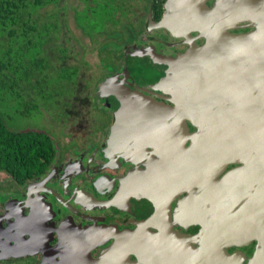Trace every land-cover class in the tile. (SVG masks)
<instances>
[{
    "label": "flooded vegetation",
    "instance_id": "af4514ba",
    "mask_svg": "<svg viewBox=\"0 0 264 264\" xmlns=\"http://www.w3.org/2000/svg\"><path fill=\"white\" fill-rule=\"evenodd\" d=\"M263 2L241 3L260 8ZM150 13L156 23L163 17L155 19L152 9L139 32L131 28L134 41L112 50L115 63L122 59L115 64L120 69L94 78V89L84 94L91 101L80 102L76 91L77 97L63 104L69 108L61 131L68 129L71 144L60 154L52 136L57 158L46 174L21 183L0 172L10 178L0 192L13 180L18 185L13 197L0 204V264H43L62 235L75 236L81 228L103 241L92 252L96 259L117 239L125 243L128 250L120 264H264V149L248 125L239 127L247 119H230L237 126L220 128L206 145L196 141L198 122L221 124L223 119L188 117L185 149L174 150V138L158 121H168L169 108L176 104L172 94L151 87L168 67L140 57L135 49L154 47L158 55L177 58L190 45L167 29L152 28ZM137 20L133 25L138 26ZM250 25L232 33L259 30ZM205 43V38L195 41L198 47ZM129 57L150 61L160 77L142 85L130 71L134 87L129 90L138 85L154 101L137 102L133 128L115 133L122 103L110 96L108 104L100 86L120 74ZM155 105L163 109H150ZM227 138L231 142H223Z\"/></svg>",
    "mask_w": 264,
    "mask_h": 264
},
{
    "label": "water",
    "instance_id": "95a60500",
    "mask_svg": "<svg viewBox=\"0 0 264 264\" xmlns=\"http://www.w3.org/2000/svg\"><path fill=\"white\" fill-rule=\"evenodd\" d=\"M165 0L164 13L156 23L150 13V26L164 28L175 38H185L190 45L177 58L158 55L154 47L139 50L140 57H149L154 64L165 65V76L152 88L172 94L170 100L176 104L169 108V120L165 117L158 124L169 129L174 138V150L185 149L184 132L188 117L199 119L222 118L221 122H198L201 131L197 143L210 144L220 128L233 129L230 119H247L239 127L248 125L254 142L264 149V4L260 8L249 6L253 0ZM263 1V0H261ZM264 3V2H263ZM252 23V24H251ZM251 24V25H250ZM258 26L251 34L234 35L232 29ZM197 33V36H193ZM205 38L206 43L198 47L195 41ZM134 50V51H135ZM132 54L133 50H127ZM130 70L110 76L102 82L100 94L114 97L122 103L117 112L115 133L125 126L133 128L137 102L154 101L144 97L135 86ZM143 89V88H142ZM152 110L163 109L155 105ZM160 128V127H159ZM133 132V130H132ZM232 138V137H228ZM223 142H231V139ZM73 237V238H72ZM99 244V245H98ZM103 241L94 239L86 228L75 235H62L56 248L45 256L43 264H120L125 260V243L119 239L96 259L92 252ZM262 255V254H261Z\"/></svg>",
    "mask_w": 264,
    "mask_h": 264
},
{
    "label": "trees",
    "instance_id": "16d2710c",
    "mask_svg": "<svg viewBox=\"0 0 264 264\" xmlns=\"http://www.w3.org/2000/svg\"><path fill=\"white\" fill-rule=\"evenodd\" d=\"M62 1L0 0V172L21 183L45 175L57 158V147L47 132L12 130L4 108L9 107L14 116L22 119L51 113L54 107L48 105L61 101L56 108L59 112L54 114L62 116V110L69 108V104H63L77 97L76 91L80 102L91 101L80 90L88 89L90 82L81 65L71 64L68 38L62 36L67 31V23L61 25L57 9ZM163 4L164 0H155L157 20L163 15ZM74 18L93 39L91 31L81 27L78 9ZM127 64L142 85L160 77V71L150 61L129 57Z\"/></svg>",
    "mask_w": 264,
    "mask_h": 264
},
{
    "label": "rangeland",
    "instance_id": "374dc122",
    "mask_svg": "<svg viewBox=\"0 0 264 264\" xmlns=\"http://www.w3.org/2000/svg\"><path fill=\"white\" fill-rule=\"evenodd\" d=\"M151 1L152 0H63L61 4L57 6L60 13L61 25L63 26L67 23V31L64 30L62 36L68 38L66 45L70 49L71 64L81 65L82 72L86 74L90 82L88 89H80L83 90V94L87 95L94 89V86H91L95 83L94 78L100 80L108 73L120 69L115 65L118 61L116 63L114 62L116 56L112 54L113 51L111 50H122L121 44L123 45L124 43L134 41L131 37L133 30L139 32L138 30H140V28L133 25L132 20L134 21L137 19L140 13H132L133 11L137 12V9H135L136 6L133 4H147ZM137 8L140 9L138 6ZM77 9L79 10L80 20L83 25H81V27L90 30L94 36L93 39L77 26L74 18ZM43 13H45V11H43ZM125 62L126 60L124 63ZM124 67L129 69L128 64ZM60 103L61 101H55L48 105L51 106L50 108L54 107L51 113H39L29 118L21 119L18 116H14L10 112L9 107L4 108L3 112L7 116L9 127L14 131H43L53 136L59 146L61 154L65 152L71 143H68V129H66V132L61 131L63 117L60 116L59 113H57V115L54 114L55 112H59L56 108H58L57 105H60ZM0 106H2V103H0ZM63 112L62 110V114ZM99 117V114H97V118ZM73 145L75 144H72V146ZM6 179L7 181L10 179L8 175L0 174V186H5L7 184ZM16 188H18V185L13 180L7 185L6 189L0 192V204L13 197Z\"/></svg>",
    "mask_w": 264,
    "mask_h": 264
},
{
    "label": "crops",
    "instance_id": "0c3cea01",
    "mask_svg": "<svg viewBox=\"0 0 264 264\" xmlns=\"http://www.w3.org/2000/svg\"><path fill=\"white\" fill-rule=\"evenodd\" d=\"M154 3H155V0H152L151 2H148L147 4L146 3H141V4H133L136 6L135 9H137V12H132V13H137L139 14V17H137V21L136 23L138 24V28H141L142 27V24L144 25V23H146V14L151 11L153 9V6H154ZM137 6L140 8L138 9ZM132 22H134L132 20Z\"/></svg>",
    "mask_w": 264,
    "mask_h": 264
}]
</instances>
